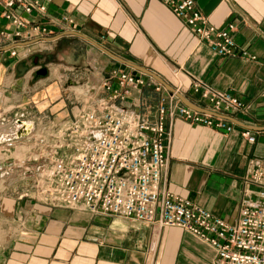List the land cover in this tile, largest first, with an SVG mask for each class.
I'll return each instance as SVG.
<instances>
[{
    "label": "crops",
    "instance_id": "crops-1",
    "mask_svg": "<svg viewBox=\"0 0 264 264\" xmlns=\"http://www.w3.org/2000/svg\"><path fill=\"white\" fill-rule=\"evenodd\" d=\"M38 1L46 13L68 16L71 21L60 29L48 24L46 17L22 12L25 25L20 29H27L32 19L49 31L19 37L0 32V142L15 125L2 127L15 124L23 113L58 110L67 114L71 106L65 101L70 100L60 92L64 90L61 81L78 78L93 83L113 68L144 77L142 84L129 87L115 101L153 119L159 97L172 92L161 83L162 88L156 89V79L125 61L153 71L189 101L211 111L199 91L192 90L191 82H198L199 90L229 91L247 106L211 115L229 121L230 130L174 120L162 182L171 192L228 222L235 221L246 189L249 193L259 188L246 178L247 169L251 163L264 162V0H194L211 24H234V55L215 54L205 42H198L172 12L168 0ZM14 28L0 18V30L11 33ZM42 49H48L47 61L40 64ZM241 50L246 54L241 55ZM18 61L28 66L22 74L15 68ZM39 65L46 72L32 79ZM111 84L115 86L113 79ZM29 119L34 121L36 116ZM243 130L254 139L247 140ZM23 184L10 180L0 187L4 229L0 264H145L150 258L155 264H213V249L178 226L156 227L81 208L7 198L8 190L19 193ZM18 211L27 215L25 223L17 219ZM59 250L66 255L60 256Z\"/></svg>",
    "mask_w": 264,
    "mask_h": 264
},
{
    "label": "built area",
    "instance_id": "built-area-1",
    "mask_svg": "<svg viewBox=\"0 0 264 264\" xmlns=\"http://www.w3.org/2000/svg\"><path fill=\"white\" fill-rule=\"evenodd\" d=\"M168 4L198 42H205L218 55L236 54L232 22L222 27L211 24L195 7L194 0H168ZM22 12L46 17L48 24L60 29L71 21L68 16L46 13L38 0H0V18L15 26L11 33L0 30L2 35L19 37L49 31L48 26L32 19L27 29H20L25 25ZM9 53L14 55V49ZM240 54L245 55L246 51L241 50ZM143 82L141 74L113 68L90 83L87 98L70 107L69 114L57 122L54 133L51 123L41 126L52 138L53 147L49 164L34 176L32 185L37 193L53 206L81 208L92 214L115 215L156 227L178 226L213 249V264H264V162L248 167L246 178L259 188L249 192L255 197L249 196L246 189L233 222L171 192L162 181L174 120L214 130H230L231 123L185 105L173 93L159 97L153 119L115 101L129 87ZM155 88L162 86L155 83ZM191 88L199 91L214 111L247 106L229 91L199 90L195 81ZM101 90L107 94L100 95ZM241 134L249 141L254 139L248 130ZM23 194L19 192L17 198ZM20 217L17 219L23 222ZM145 264L155 263L150 258Z\"/></svg>",
    "mask_w": 264,
    "mask_h": 264
},
{
    "label": "rangeland",
    "instance_id": "rangeland-1",
    "mask_svg": "<svg viewBox=\"0 0 264 264\" xmlns=\"http://www.w3.org/2000/svg\"><path fill=\"white\" fill-rule=\"evenodd\" d=\"M60 45V44H59ZM61 47V46H58ZM48 49L41 50V60L39 63L41 64L43 61H47L46 53ZM39 53V52H37ZM100 55V53H99ZM100 57H102L100 55ZM58 59V58H57ZM28 63H31V58L26 59ZM59 61V60H58ZM32 79L38 77V74L32 73ZM70 83H66L67 81L62 82L61 90L62 95L66 94L70 100V103L65 101L66 105L72 106L75 103H79L87 98V94L90 92V82H85L84 79H70ZM78 86V87H74ZM51 93V92H50ZM51 96L57 94L51 93ZM66 100V99H65ZM68 100V99H67ZM42 104V103H39ZM33 108H29L31 110ZM69 114V112H67ZM12 117L16 116L15 113H11ZM18 115V114H17ZM36 116V119L32 123V130L26 136L15 138L12 132V128L9 129L10 126H14L15 124L12 123L6 125L8 128L2 127L4 130L9 129L4 136V140L0 142V173L3 171L7 172L4 175H0V187L4 186L5 182L7 181H23V189L20 192H25L21 198H23L26 202L35 201L39 204H48L44 201L39 193H37L35 187L32 185L34 176L37 171H39L42 167L47 166L49 164V154L52 150V138L50 135L44 133V128L42 125H46L48 123L52 124V129L50 128L53 133L56 131V124L63 116L62 113H59L58 110L51 113H43V112H27L22 114V118L24 120H28L30 116ZM11 119V118H9ZM10 125V126H9ZM1 133V132H0ZM2 134V133H1ZM8 138V139H7ZM6 139V140H5ZM18 193L14 192L13 189L8 190L7 198L17 196ZM20 200V198L18 199ZM26 210V209H24ZM21 215V219L25 223V215L24 211L21 213H16V216L19 217ZM0 217L3 218V215L0 214ZM3 221H0V244L4 243V233H2L3 229ZM4 232V231H3ZM60 256L66 255L65 251H58ZM60 264H64L62 261ZM67 264V263H65Z\"/></svg>",
    "mask_w": 264,
    "mask_h": 264
},
{
    "label": "water",
    "instance_id": "water-1",
    "mask_svg": "<svg viewBox=\"0 0 264 264\" xmlns=\"http://www.w3.org/2000/svg\"><path fill=\"white\" fill-rule=\"evenodd\" d=\"M97 46H99L100 48H102L105 52H107L108 54H110L111 56L122 60L121 58H119L118 56L113 55L112 53H110L108 50H106L105 48L101 47L100 45L97 44ZM125 61V60H122ZM33 62H36V54L33 56ZM126 63L134 66L135 68L143 71L146 74H149L150 76H152L154 79H156L159 83H161L163 86H165L166 88H168V90L172 93H174L179 100H181V102H183L185 105L190 106L196 110L199 111H203V112H207L210 114H218L217 112L208 110L206 108H202L200 106H197L196 104L192 103L191 101H189L185 96H183L179 91H177L175 88H173L170 84H168L166 81H164L159 75H157L156 73H154L153 71L147 69L146 67L142 66V65H138L129 61H125ZM27 64L24 63V61H18L15 68L17 70L18 74H22L23 72H25L27 70ZM46 72V67L44 65H39L35 70L34 73L38 74V75H43ZM71 80H67L66 83H70ZM16 123H18V126L13 130V134L15 137H22V136H26L31 130H32V123L33 120L32 119H28V120H24V119H20V118H16L14 120Z\"/></svg>",
    "mask_w": 264,
    "mask_h": 264
},
{
    "label": "bare ground",
    "instance_id": "bare-ground-1",
    "mask_svg": "<svg viewBox=\"0 0 264 264\" xmlns=\"http://www.w3.org/2000/svg\"><path fill=\"white\" fill-rule=\"evenodd\" d=\"M74 87H78V86H74Z\"/></svg>",
    "mask_w": 264,
    "mask_h": 264
},
{
    "label": "flooded vegetation",
    "instance_id": "flooded-vegetation-1",
    "mask_svg": "<svg viewBox=\"0 0 264 264\" xmlns=\"http://www.w3.org/2000/svg\"><path fill=\"white\" fill-rule=\"evenodd\" d=\"M42 66V65H41Z\"/></svg>",
    "mask_w": 264,
    "mask_h": 264
}]
</instances>
